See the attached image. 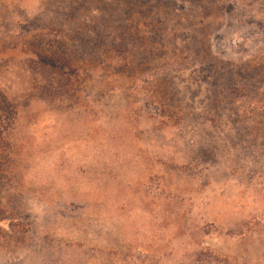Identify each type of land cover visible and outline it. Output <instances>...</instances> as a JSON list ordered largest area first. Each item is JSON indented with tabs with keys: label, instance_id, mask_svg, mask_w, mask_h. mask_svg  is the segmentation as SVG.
Instances as JSON below:
<instances>
[{
	"label": "rangeland",
	"instance_id": "rangeland-1",
	"mask_svg": "<svg viewBox=\"0 0 264 264\" xmlns=\"http://www.w3.org/2000/svg\"><path fill=\"white\" fill-rule=\"evenodd\" d=\"M0 91V264H264V0H0Z\"/></svg>",
	"mask_w": 264,
	"mask_h": 264
},
{
	"label": "trees",
	"instance_id": "trees-1",
	"mask_svg": "<svg viewBox=\"0 0 264 264\" xmlns=\"http://www.w3.org/2000/svg\"><path fill=\"white\" fill-rule=\"evenodd\" d=\"M35 76L43 81L39 96L46 99H67L76 93L78 74L63 70L61 67L46 62H31L29 66ZM39 87V85H38ZM18 116V107L0 91V180L6 176V167L11 162V145L8 133L12 130Z\"/></svg>",
	"mask_w": 264,
	"mask_h": 264
}]
</instances>
